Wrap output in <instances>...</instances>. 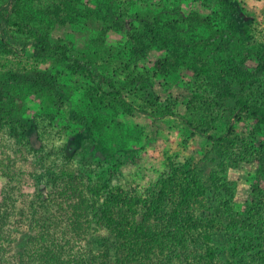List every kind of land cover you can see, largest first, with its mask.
Masks as SVG:
<instances>
[{
    "label": "rangeland",
    "instance_id": "obj_1",
    "mask_svg": "<svg viewBox=\"0 0 264 264\" xmlns=\"http://www.w3.org/2000/svg\"><path fill=\"white\" fill-rule=\"evenodd\" d=\"M56 1L22 0L21 13L41 30L45 8ZM88 6L102 15L56 21L50 38L111 77L134 109L124 112L112 98L91 101L93 79L72 73L53 52L38 57L31 35L10 27L3 37L0 29V104L18 99L14 116L27 123L23 130L0 121V183L11 178L20 204L33 201L43 216L59 207L51 181L73 172L87 210L75 234L84 264H116L118 232L105 211L119 190L136 219L163 229L159 264H264V185L258 183L264 180V131L251 117L231 118L233 98L220 97L227 80L250 100L264 94V73L255 68L256 50H264V0L78 1L82 10ZM148 25L164 39L139 56L129 33ZM174 45L186 64H203L207 72L157 68ZM232 62L253 72L242 89L223 74ZM43 72L55 76L51 101L32 81ZM162 110L178 116L159 117ZM181 116L212 134L225 132L231 118L233 131L212 141L193 133ZM158 197L164 208H153Z\"/></svg>",
    "mask_w": 264,
    "mask_h": 264
},
{
    "label": "trees",
    "instance_id": "obj_2",
    "mask_svg": "<svg viewBox=\"0 0 264 264\" xmlns=\"http://www.w3.org/2000/svg\"><path fill=\"white\" fill-rule=\"evenodd\" d=\"M78 1L57 0L53 5L47 6L44 10L47 23L45 24L44 22L43 24L46 27L37 30L33 27L31 21L28 20L29 16L27 17V15L21 13L22 0H6L0 6L2 36L6 35L10 27H16L19 32L31 35L33 37L32 45L38 57L53 52L57 56V60L66 61L72 73L83 74L95 81V85L88 91L91 101L98 100L101 103L107 98H112L118 105H121L124 112L130 113L134 109L133 103L125 97L122 90L116 86L115 81L111 77L97 72L88 61L70 53L66 43L52 42L50 38L48 27L51 28L56 21H60L62 25H65V23H73L80 18L94 14L102 15L98 8L88 6L82 10L78 7ZM91 12L93 14L90 15ZM30 19L34 20V17H30ZM117 24L119 25L120 23ZM244 28L246 32H249L247 27ZM158 38L164 39L160 30L150 25L143 31L133 30L129 33L134 54L139 56L142 55L143 50L150 46L151 42H156ZM162 43L165 44L164 41ZM4 44L7 47L5 41ZM8 51H11V48ZM168 51L169 54L156 62L157 68L167 71L177 66L180 71H194L198 68L201 73L207 72L203 64L198 65L196 62L186 64L183 57L176 50L175 45ZM256 55L258 56V62L255 68L257 71L264 73V50L257 49ZM223 71L225 72L223 74L231 77L239 89L248 84L253 74L250 69L238 65L236 62L230 63ZM52 76L50 77L46 72H43L35 80L32 79L35 85L41 83L42 92L50 101L53 100V91L55 89V83L52 81L55 76ZM220 97L221 99L233 98L231 118L243 120L244 117H251L254 119V128L258 132L264 131L263 93L257 97L258 102L254 99V96V100H250L248 97L235 92L233 85L227 80L220 85ZM20 104L21 102L18 99H13L12 106H6L4 103L0 104V121L2 124L17 123L20 128L26 130L27 123H20L14 116V110H18ZM167 115L178 116L176 113L169 112V110L159 111L158 114L159 117ZM181 117L188 126H193V133L205 135L207 139L212 141H219L226 134H230L233 131L234 121L230 120L231 118L227 119L225 132L212 134L207 133L205 127L194 124L187 117ZM73 148V142L69 141L68 149L72 150ZM72 173L68 172L60 177L57 175L55 176L56 180L51 181L53 185L51 199L59 207L55 209L54 213L51 212L49 215L43 216H41L33 201H28L27 205L25 203L20 204L18 194L10 184L12 182L11 178L0 183V264H84L77 238L78 235L75 234L79 233L78 231L82 225L80 218L86 216L87 210L83 208V203H85L83 202V195L78 192L80 186L77 181L71 179ZM258 180L260 181L258 182L259 184L264 185L262 178ZM259 184L255 185L258 189L261 187ZM157 192L159 194V189ZM125 195L120 190L113 193L109 198L111 204L108 210L105 211L107 213L104 212L113 219L107 221L110 225L109 227L115 228L118 232L119 244L117 246L116 264H159V252L163 250L165 245L160 243L157 238L162 236L163 229L159 231L156 226L157 221L150 223L149 220L141 222V219H136L134 216L136 210L132 209L130 202L124 198ZM182 197L185 200V197L187 198L188 196L183 195ZM182 197L179 198L180 202H182ZM81 198L83 203L79 202ZM160 199L161 197L157 198L153 208H164V202H160ZM179 201L178 204L180 203ZM174 212H177V210ZM62 213L69 214V219H73L70 221L69 219H64ZM242 219L245 229H251V222H248L249 219L244 217ZM239 220L242 221L241 219ZM74 226H77V229ZM164 226L168 234H171L169 227ZM172 236L174 241L176 235ZM213 254L214 252L209 249L208 257L212 258Z\"/></svg>",
    "mask_w": 264,
    "mask_h": 264
}]
</instances>
